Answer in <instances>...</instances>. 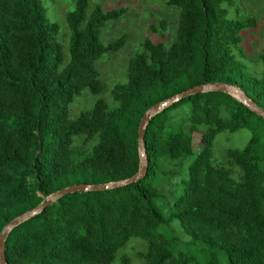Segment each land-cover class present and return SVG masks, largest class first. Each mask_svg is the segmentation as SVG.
I'll use <instances>...</instances> for the list:
<instances>
[{"label": "trees", "instance_id": "obj_1", "mask_svg": "<svg viewBox=\"0 0 264 264\" xmlns=\"http://www.w3.org/2000/svg\"><path fill=\"white\" fill-rule=\"evenodd\" d=\"M90 1L76 0L66 15V58L42 0H0V233L63 188L136 174L138 126L157 103L225 83L264 111V65L242 48L257 19L239 18L236 0H166L178 10L171 45L144 38L110 103L96 63L122 50L127 35L104 44L101 28L126 9L89 10ZM85 89L96 100L71 118L70 104ZM236 134L247 135L243 146ZM144 142L143 178L45 206L8 233L6 263L112 264L136 237L146 243L143 264H193L192 244L204 256L197 264H220L216 250L226 264H264V117L231 94L203 91L152 116ZM177 178L168 199L163 189Z\"/></svg>", "mask_w": 264, "mask_h": 264}, {"label": "rangeland", "instance_id": "obj_2", "mask_svg": "<svg viewBox=\"0 0 264 264\" xmlns=\"http://www.w3.org/2000/svg\"><path fill=\"white\" fill-rule=\"evenodd\" d=\"M42 5L46 11V19L48 22L57 23L59 25V41L62 43L66 58L68 57V45L70 39V31L66 24V15L75 8L76 0H42ZM166 0H91L89 10L95 5L100 4L103 9L110 10L124 7L126 13L117 21L108 22L101 28V41L104 44L125 34L127 35L126 46L116 52L109 53L96 63L100 72L101 81L104 84V97L107 102H111L109 90L112 85L120 80H125V62L130 55L140 50L141 41L148 37L156 42H162L168 48L172 41L175 28L178 22V10L174 7H168ZM238 7V17H253L257 19V27L244 34L245 39L242 48L247 53L246 57L254 61L257 67H263L264 60V0H236ZM234 11V7L231 9ZM164 20L166 26L161 29L160 21ZM153 25L156 29L150 28ZM238 90H240L238 88ZM230 94L240 99V96L233 91ZM81 96V97H80ZM79 97H76L70 104V117L74 118L81 110L90 108L94 104L96 97L91 94L88 89L83 90ZM83 104L86 107H83ZM236 134V144L243 146L247 140V135L240 137ZM228 142L234 145V135L230 136ZM193 149L197 153L201 150L202 145L200 136L193 135ZM214 146L219 150L221 144L218 138L215 140ZM145 160V157H141ZM142 166V165H141ZM141 169V167H140ZM179 178L170 181L169 186L164 190V194L169 199L172 191L175 189L174 183ZM50 195L49 197H51ZM47 197L46 199H48ZM186 244V243H184ZM144 245V246H143ZM198 244H192L187 247V251L193 255V264L203 259V255L197 251ZM146 251V243L141 238L130 239L126 246L120 249L116 259L112 264H123L122 258H128L130 264H143V260L139 258L141 252ZM218 257L220 264L227 263V256L221 250L211 251Z\"/></svg>", "mask_w": 264, "mask_h": 264}, {"label": "water", "instance_id": "obj_3", "mask_svg": "<svg viewBox=\"0 0 264 264\" xmlns=\"http://www.w3.org/2000/svg\"><path fill=\"white\" fill-rule=\"evenodd\" d=\"M203 91H220L223 93H229L230 91L236 92L240 96V101H242L244 104H246L252 111L256 112L257 114L264 117V111L260 110L259 108L255 107L254 104L248 99L247 95L242 92L241 90H238V87L230 84L225 83H211L199 87H195L192 89H189L187 91L181 92L178 95L164 101L161 103H157L154 106H152L149 110V113L145 114L142 119L140 120L139 126H138V138H137V144L140 156L143 157L145 155V142H144V136L146 132V126L148 124V121L152 116L157 114L158 112L165 109L167 106L172 104L173 102L181 101L183 98L194 94L199 93ZM141 169L131 176L128 179L117 181L113 183H107V184H93V185H86L83 183L74 184L72 186L63 188L59 191H57L55 194H53L51 197L45 200L43 204L39 208L33 209L31 211H28L24 213L23 215L15 218L12 220L9 224H7L0 233V264H7L5 259V240L8 236V233L17 225H19L24 220L28 219L29 217L37 214L40 212L45 206L52 204L54 201H56L58 198L70 194V193H77V192H88V191H103V190H109V189H115L121 186L129 185L134 182L139 181L141 178H143L146 174L147 170V164L146 160H143L141 158Z\"/></svg>", "mask_w": 264, "mask_h": 264}, {"label": "clouds", "instance_id": "obj_4", "mask_svg": "<svg viewBox=\"0 0 264 264\" xmlns=\"http://www.w3.org/2000/svg\"><path fill=\"white\" fill-rule=\"evenodd\" d=\"M229 94V93H228ZM149 113V112H148Z\"/></svg>", "mask_w": 264, "mask_h": 264}]
</instances>
